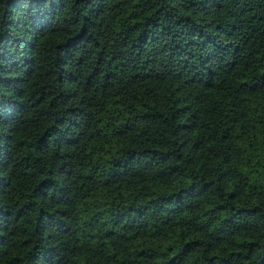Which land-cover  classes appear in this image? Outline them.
Listing matches in <instances>:
<instances>
[{"label": "trees", "instance_id": "trees-1", "mask_svg": "<svg viewBox=\"0 0 264 264\" xmlns=\"http://www.w3.org/2000/svg\"><path fill=\"white\" fill-rule=\"evenodd\" d=\"M0 264H264V0H0Z\"/></svg>", "mask_w": 264, "mask_h": 264}]
</instances>
